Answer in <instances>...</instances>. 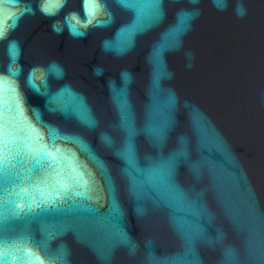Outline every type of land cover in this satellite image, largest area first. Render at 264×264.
Here are the masks:
<instances>
[{
    "label": "water",
    "instance_id": "1",
    "mask_svg": "<svg viewBox=\"0 0 264 264\" xmlns=\"http://www.w3.org/2000/svg\"><path fill=\"white\" fill-rule=\"evenodd\" d=\"M57 2L0 5L6 28L15 20L0 39L6 187L19 192L17 176L36 167L29 123L41 144L49 127L80 138L91 157L56 144L90 183L0 228L13 261L31 251L43 264H264V0H159L158 17L150 0L139 15L99 0L91 24L84 0ZM54 174L44 164L11 199L25 210Z\"/></svg>",
    "mask_w": 264,
    "mask_h": 264
},
{
    "label": "snow or ice",
    "instance_id": "2",
    "mask_svg": "<svg viewBox=\"0 0 264 264\" xmlns=\"http://www.w3.org/2000/svg\"><path fill=\"white\" fill-rule=\"evenodd\" d=\"M18 4V0H0V5L4 3ZM121 5L126 8L136 9L139 15L140 10L144 7L140 0H119ZM62 6V0H58L55 7ZM149 6L153 10V16H159V0H150ZM102 9V5L99 0H84V11L87 17V23L91 24L96 17L98 11ZM46 13L51 11V8L45 7L43 9ZM15 15V14H14ZM19 16H16L18 19ZM75 18V17H73ZM12 19V17H9ZM185 22V17L179 18L177 27L170 35L174 36L181 31ZM15 20L7 28H14ZM6 21L3 18L2 8H0V39L4 38L6 34ZM54 69H49V71ZM15 75V73H11ZM7 101L3 96V85L0 82V228L8 227L12 222L27 218L34 215L33 203L35 204V210L43 211L44 209L59 208L64 203L71 200L73 197L83 196V192L78 189H86L89 186V180L86 178L83 165L80 163L79 158L75 156V153L71 149L64 147L63 145L57 146L56 141L62 140L67 144H77L81 151L85 154L92 156L91 150L87 145L78 137L62 135L59 130L49 127L48 130V142L41 144L39 141L42 139L41 134L30 123L23 125L21 131L27 134V142L25 148L32 160L36 162L34 169H29L27 174H20L17 179L19 184H14L13 188H19V192L9 193L6 187L8 180L7 162L4 158L5 148V129L8 124L5 120V106ZM18 107L16 104V97H12V110ZM77 118L89 127H94V121L91 119L87 109L82 106H78L75 109ZM124 123L127 126V117H124ZM131 166L134 163V149L131 144V129H129V140L126 143L125 151L121 153ZM59 163V168H56ZM44 164H47L48 168L55 174L51 177L45 176L42 179V183L47 185L50 189L46 194L42 193L38 200H28L25 210L20 208L12 196H18L23 198L28 193L25 189V184L32 180L34 173H39ZM165 166L160 167V171H163ZM35 187V185H31ZM11 206V207H10ZM23 213V214H22ZM28 259L25 260L23 256H16L15 261L12 258V252L9 250L8 241L0 239V264H43V262L36 256L34 252L26 253Z\"/></svg>",
    "mask_w": 264,
    "mask_h": 264
}]
</instances>
